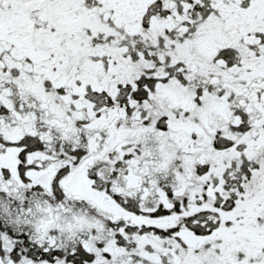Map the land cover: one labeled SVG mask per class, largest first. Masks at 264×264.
I'll return each mask as SVG.
<instances>
[{"label":"snow or ice","instance_id":"obj_1","mask_svg":"<svg viewBox=\"0 0 264 264\" xmlns=\"http://www.w3.org/2000/svg\"><path fill=\"white\" fill-rule=\"evenodd\" d=\"M0 264H264V0H0Z\"/></svg>","mask_w":264,"mask_h":264}]
</instances>
